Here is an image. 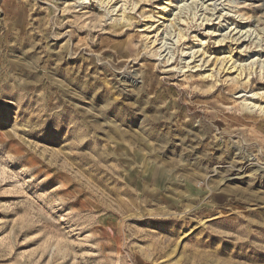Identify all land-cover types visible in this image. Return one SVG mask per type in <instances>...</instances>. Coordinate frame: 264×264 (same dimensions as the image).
I'll return each instance as SVG.
<instances>
[{"label":"rangeland","instance_id":"374dc122","mask_svg":"<svg viewBox=\"0 0 264 264\" xmlns=\"http://www.w3.org/2000/svg\"><path fill=\"white\" fill-rule=\"evenodd\" d=\"M0 264H264V0H0Z\"/></svg>","mask_w":264,"mask_h":264}]
</instances>
